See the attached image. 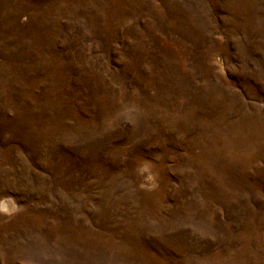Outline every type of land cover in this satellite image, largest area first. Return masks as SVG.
<instances>
[{"label": "rangeland", "instance_id": "rangeland-1", "mask_svg": "<svg viewBox=\"0 0 264 264\" xmlns=\"http://www.w3.org/2000/svg\"><path fill=\"white\" fill-rule=\"evenodd\" d=\"M0 264H264V0H0Z\"/></svg>", "mask_w": 264, "mask_h": 264}, {"label": "bare ground", "instance_id": "bare-ground-1", "mask_svg": "<svg viewBox=\"0 0 264 264\" xmlns=\"http://www.w3.org/2000/svg\"><path fill=\"white\" fill-rule=\"evenodd\" d=\"M9 205H10V202L8 200H4L1 203L2 209H6L7 207H9Z\"/></svg>", "mask_w": 264, "mask_h": 264}]
</instances>
